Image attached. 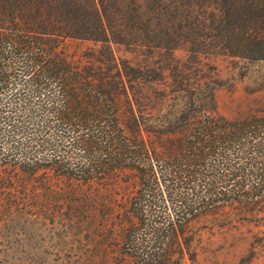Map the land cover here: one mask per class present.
Returning a JSON list of instances; mask_svg holds the SVG:
<instances>
[{"label": "trees", "instance_id": "16d2710c", "mask_svg": "<svg viewBox=\"0 0 264 264\" xmlns=\"http://www.w3.org/2000/svg\"><path fill=\"white\" fill-rule=\"evenodd\" d=\"M112 45L264 64V0H0V226L109 224L118 264H169L188 219H264V80L222 102L217 79L151 93L148 62Z\"/></svg>", "mask_w": 264, "mask_h": 264}, {"label": "rangeland", "instance_id": "374dc122", "mask_svg": "<svg viewBox=\"0 0 264 264\" xmlns=\"http://www.w3.org/2000/svg\"><path fill=\"white\" fill-rule=\"evenodd\" d=\"M91 42L70 39L65 50L70 55L85 54ZM119 60L133 63L147 61L142 72L154 91L168 89L175 80L184 83L195 79L221 80L219 100L241 97L254 91L264 80V64L249 63L236 57L212 54L193 57L185 46L171 52L143 55L144 52L112 45ZM181 88V85H176ZM182 89H185L182 87ZM189 89V85L187 86ZM150 88L147 89V92ZM152 95V94H151ZM152 106V105H151ZM220 104V111L228 112ZM130 186L121 187L128 193ZM246 211L224 209L212 215H200L186 220L177 240H168L169 264H264V219H240ZM62 212H58L61 214ZM102 211H95L100 215ZM226 216L231 217L230 219ZM108 225L70 223L49 219H13L0 226V264H118L122 259L115 239L109 236ZM181 247L182 252H177ZM173 249L174 251L170 252Z\"/></svg>", "mask_w": 264, "mask_h": 264}]
</instances>
